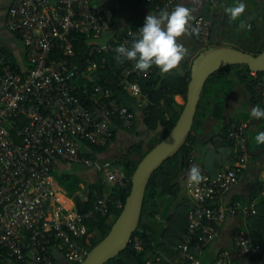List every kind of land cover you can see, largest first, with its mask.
<instances>
[{"label": "built area", "instance_id": "1", "mask_svg": "<svg viewBox=\"0 0 264 264\" xmlns=\"http://www.w3.org/2000/svg\"><path fill=\"white\" fill-rule=\"evenodd\" d=\"M143 1L157 13L171 12L178 5L177 0ZM208 2L215 9L220 0ZM114 23V12L93 0H15L9 11L7 27L21 36L29 69L17 73L4 66L6 59L0 55V264H61V258L82 264L89 254L79 243L90 238L87 221L96 213L107 212L112 187L126 189L130 184L117 165L89 159L81 152L83 142L97 148L110 144L112 119L123 129L136 125V114L114 98L113 86L135 98L140 110L152 105L140 82L154 76L156 68L141 73L129 61L122 65V76L114 74L115 83L107 79L90 93L85 83V102L77 95L81 86L76 80L94 83L99 69L105 68L106 63L99 64L96 56L117 55V46L130 47L137 38L138 32L130 31L120 42L101 44ZM189 24L198 29V35H191L194 41L208 45L212 21L199 16ZM74 34L85 38L89 46L84 71L81 63L73 62ZM254 88L264 96V79L254 83ZM246 129L242 125L230 130V140L238 149L236 169L214 178L205 175L201 182L188 186L196 206L178 243L182 264H202L205 250L220 237L229 218L256 214L255 204H226L250 157ZM62 164L102 174L106 187L94 191L93 209L79 212L64 207L53 179ZM233 237L235 253L253 262L261 248L243 231H235ZM233 256L232 251H223L213 264H233ZM146 264L163 263L151 260Z\"/></svg>", "mask_w": 264, "mask_h": 264}, {"label": "trees", "instance_id": "2", "mask_svg": "<svg viewBox=\"0 0 264 264\" xmlns=\"http://www.w3.org/2000/svg\"><path fill=\"white\" fill-rule=\"evenodd\" d=\"M148 6L157 13L153 6ZM204 17L208 18V16L205 15ZM117 28V18L115 15V23L111 30ZM130 31L138 32V29L127 27L126 29L121 30L111 41L120 42L123 37L128 36ZM73 37L76 50V57L73 59V62L81 63L82 70L84 71L86 68L85 61L88 58L89 46L85 38H82L77 34H74ZM200 47H202L200 50L201 52L206 48L214 47V45L211 43L205 46L201 45ZM263 51L264 45L260 47L257 52H254L253 55L257 56ZM55 56H58V54L53 53V57ZM94 59L98 61L99 64L105 62V68L99 69L98 80L94 83L83 79L76 80L75 83L81 86V90L77 92V95L81 97L83 102L86 101V96L83 95L82 91L85 83L87 84L90 93L92 92L93 87L105 85L107 79L115 83L116 79L114 78V74L122 76V65L124 61H118L116 55L103 53L102 55L96 56ZM155 68L156 73L154 76L140 82L142 91L149 94L152 103L151 106L141 109L144 113V124L149 138L147 141L143 140L142 142L134 143L129 148L128 154L125 155L123 168L127 178L130 180L129 186L126 189L112 187L110 189V201L108 203L107 212L105 214L96 213L91 220L87 221L86 224L90 238L87 240V237H85L80 240L79 243L86 247L89 252L108 236L114 223L120 216L131 192L132 177L139 163L172 132L184 109L188 85L191 79V68L184 77L178 78L173 84L168 83L166 79L162 80L159 75V68ZM232 71H235L236 75L239 76L241 84H246L251 93H253L256 106L264 108V96L254 88V83L264 79V73H259L255 77L252 76V72L246 66H231L221 69L211 76L206 83L198 106L192 134L180 152L175 157L166 161L152 176L147 187L138 230L133 235L128 248L107 264H146L151 260L156 262L161 261L163 264H182L178 259V243L182 235L188 230L190 214L196 206L194 201L188 195V189L187 194L184 193L183 182L188 180V172L192 165L194 146L199 143L198 138L200 129L209 118H214L221 123V128H223L222 130L220 129L218 137H215L218 143L217 149L218 151L229 150L232 157V163L227 168L224 165L215 173L202 170V177L209 175L214 178L222 175L230 169H236V156L238 155V149L230 140V130L232 127L239 128L242 125L247 126L244 134L250 157L246 167L242 170L240 180L247 172L249 162L256 160V158L252 157V154L258 150L264 149V144H257L255 142L254 138L257 133L250 132L248 119L245 118V121V119L238 120L231 118L228 121V115L226 114L228 109L227 98L235 89V81L231 78ZM113 89L114 98H117L121 103L134 112L133 105L137 107L136 99L130 97L125 91H122L115 86H113ZM176 96H181L183 98V105H179L175 101ZM112 122L114 129L113 138L110 144L107 147L97 148L83 142L81 149L83 156H86L89 159L99 160V154L106 152L111 147L116 141L119 131H128L135 129L136 127L134 126L131 129H123L117 120L112 119ZM259 122L264 130V119H259ZM112 164L115 165V163ZM66 182L67 185L64 188L67 195L69 198L73 199L75 209L79 212L93 209L95 203L94 191H101L106 187L103 179H100L97 183L87 185L84 189L81 187L82 183L80 179L76 176L68 177ZM263 188L264 183H256L251 194V200L259 199L257 211L253 217L246 220L243 227L244 232L252 239L254 245L261 248V252L253 261L256 262V264H259L260 261L264 259V197H262L261 194ZM237 203H240V201L230 200L226 202L227 205ZM120 204L121 208L119 207ZM137 244H139L138 248Z\"/></svg>", "mask_w": 264, "mask_h": 264}, {"label": "crops", "instance_id": "3", "mask_svg": "<svg viewBox=\"0 0 264 264\" xmlns=\"http://www.w3.org/2000/svg\"><path fill=\"white\" fill-rule=\"evenodd\" d=\"M14 1L15 0H0V55L4 56L6 59L4 66L10 67L17 73H26L29 69V64L26 60L27 51L25 44L21 36L11 33L7 27V18L11 7L14 5ZM94 2L101 3L113 10L117 18L118 28L106 33L101 40V44L110 42L121 30L127 27L136 29L133 20L137 21V29H141L145 17L149 13H155L148 5L140 0H94ZM236 2L237 0H220L218 7L211 9L208 0H177L179 6L192 10V20L189 23L193 22V20L199 16L204 15L208 16L212 21L213 32L208 45L212 43L214 47L219 45L231 46L253 55L254 52H257L259 48L264 45V0H243L246 6L244 13L236 21L229 22L225 14V8L234 6ZM136 8L138 10H136ZM178 42L186 49L185 58L176 68L167 73L159 70V75L162 80L166 79L167 82L171 84L188 73L193 60L202 49V47H200L201 45L196 43L191 35H182L178 38ZM231 78L235 81V89L227 98L228 109L226 114L228 115V121L231 118L238 120L246 118L248 119L250 132L259 133L264 131L259 120L251 116L252 109L256 107L253 93H251L246 84H241L239 76L236 75L235 71L231 72ZM175 101L179 105L184 104V100L181 96H176ZM133 109L137 117L135 129L119 131L117 139L111 147L106 152L99 154V160L115 163L124 173L123 162L125 160V155L128 154V150L132 145L127 148L125 154L115 157L114 150L119 135L129 131L138 135V130L146 129L143 111L135 105H133ZM222 128L221 123L214 118H209L205 122L204 126L200 129L198 138L199 143L194 146L191 167L196 165L201 171L205 170L215 173L224 165L226 168L230 166L232 163L230 151H218L217 149L218 143L215 137H218L220 129L222 130ZM148 138L149 135L147 133L146 139L143 140L147 141ZM252 157L256 158V160L249 162L247 172L227 196L226 202L237 200L240 201V203L237 204H240L242 207L255 204L257 210L259 199L252 201L251 194L256 183H264V149L254 152ZM53 175V179L57 181V183H55L54 180V184L61 202L66 209L72 210L75 209V203L73 199L66 196L67 192L64 188L67 185L66 181L68 177H78L82 183L81 187L83 189L89 184L97 183L100 179L104 180L103 176L95 170L68 164H62ZM190 183L191 181H189V179L183 182V190L186 194ZM261 194L262 197H264V188ZM249 218H244L243 216L229 218L222 227L220 237L205 250L202 263L213 264L220 253L223 251H232L234 255L232 261L234 264H256V262L251 263L245 261L235 253L234 249V232L237 230L244 232L243 227L246 220ZM61 264L71 263L61 258Z\"/></svg>", "mask_w": 264, "mask_h": 264}, {"label": "water", "instance_id": "4", "mask_svg": "<svg viewBox=\"0 0 264 264\" xmlns=\"http://www.w3.org/2000/svg\"><path fill=\"white\" fill-rule=\"evenodd\" d=\"M246 66L253 73H264V51L254 56L235 47L219 45L202 50L193 60L186 103L172 132L139 163L131 192L108 236L100 242L82 264H107L117 258L138 230L147 187L155 172L175 157L193 132L195 117L207 81L221 69Z\"/></svg>", "mask_w": 264, "mask_h": 264}, {"label": "clouds", "instance_id": "5", "mask_svg": "<svg viewBox=\"0 0 264 264\" xmlns=\"http://www.w3.org/2000/svg\"><path fill=\"white\" fill-rule=\"evenodd\" d=\"M245 7L243 0H237L234 6L226 7L225 14L229 22L236 21L244 13ZM191 12V9L177 5L171 12L161 10L149 13L130 47L121 45L114 49L116 59L120 62H133L134 68L141 73L153 67L164 73L173 70L186 55V49L178 42V38L182 35H198V29L189 24L192 20ZM251 116L257 120L264 119V108L254 107ZM254 139L257 144H264V131L257 133ZM188 179L195 183L204 179L198 166L190 168Z\"/></svg>", "mask_w": 264, "mask_h": 264}, {"label": "rangeland", "instance_id": "6", "mask_svg": "<svg viewBox=\"0 0 264 264\" xmlns=\"http://www.w3.org/2000/svg\"><path fill=\"white\" fill-rule=\"evenodd\" d=\"M136 10H138V9L136 8ZM133 22H134L133 23L134 26L137 28L138 27L137 21L133 20ZM137 133H138V135H136L133 132L131 133L129 131V132H126L125 134L121 133L119 135V138H118L117 144L115 146V150H114V156L115 157H117L118 155H121V154L122 155L125 154L126 153L125 151L127 150V148L130 147L131 145H133L134 143H138V142L142 141L143 139H146L148 132H147V129L144 128L143 130H138ZM53 177H54V175H53ZM55 183H57L56 180H55ZM66 196L68 197V195H66Z\"/></svg>", "mask_w": 264, "mask_h": 264}]
</instances>
